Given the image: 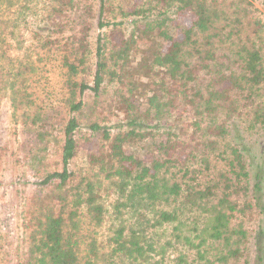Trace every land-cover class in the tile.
<instances>
[{
    "label": "trees",
    "instance_id": "trees-1",
    "mask_svg": "<svg viewBox=\"0 0 264 264\" xmlns=\"http://www.w3.org/2000/svg\"><path fill=\"white\" fill-rule=\"evenodd\" d=\"M3 101L12 264H264V0H0Z\"/></svg>",
    "mask_w": 264,
    "mask_h": 264
},
{
    "label": "rangeland",
    "instance_id": "rangeland-1",
    "mask_svg": "<svg viewBox=\"0 0 264 264\" xmlns=\"http://www.w3.org/2000/svg\"><path fill=\"white\" fill-rule=\"evenodd\" d=\"M60 82L59 72L51 69L46 73V79H41V96L55 98L60 92ZM10 115L9 103L3 101L0 107V264H12L14 261L21 237L22 204L32 188L21 177L22 168L17 162L20 157L19 127L18 130L14 128ZM111 199L113 198H108L107 201H112ZM105 231L106 229L103 236L107 234Z\"/></svg>",
    "mask_w": 264,
    "mask_h": 264
}]
</instances>
